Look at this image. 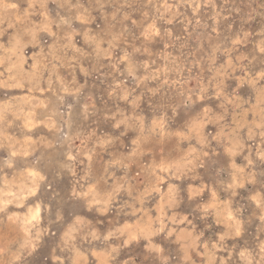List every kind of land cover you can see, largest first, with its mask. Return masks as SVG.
Masks as SVG:
<instances>
[{
  "label": "rangeland",
  "instance_id": "374dc122",
  "mask_svg": "<svg viewBox=\"0 0 264 264\" xmlns=\"http://www.w3.org/2000/svg\"><path fill=\"white\" fill-rule=\"evenodd\" d=\"M0 264H264V0H0Z\"/></svg>",
  "mask_w": 264,
  "mask_h": 264
},
{
  "label": "bare ground",
  "instance_id": "6f19581e",
  "mask_svg": "<svg viewBox=\"0 0 264 264\" xmlns=\"http://www.w3.org/2000/svg\"><path fill=\"white\" fill-rule=\"evenodd\" d=\"M128 94V93H127ZM39 209V208H38ZM34 214V213H33ZM39 214V213H38ZM37 214H35V216H36ZM38 216V215H37Z\"/></svg>",
  "mask_w": 264,
  "mask_h": 264
}]
</instances>
